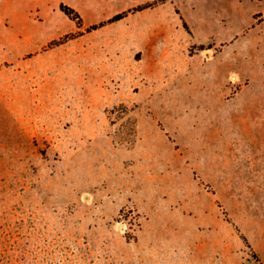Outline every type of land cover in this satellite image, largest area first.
Here are the masks:
<instances>
[{
    "label": "rangeland",
    "instance_id": "1",
    "mask_svg": "<svg viewBox=\"0 0 264 264\" xmlns=\"http://www.w3.org/2000/svg\"><path fill=\"white\" fill-rule=\"evenodd\" d=\"M55 1L0 0V264H264V62L235 0L91 31L155 0H62L81 27Z\"/></svg>",
    "mask_w": 264,
    "mask_h": 264
},
{
    "label": "crops",
    "instance_id": "2",
    "mask_svg": "<svg viewBox=\"0 0 264 264\" xmlns=\"http://www.w3.org/2000/svg\"><path fill=\"white\" fill-rule=\"evenodd\" d=\"M55 2L56 5L58 4L60 5L62 0H56ZM67 2H69V4L76 7L78 10L82 12V14H84L82 6L78 2H71V1H67ZM235 2L240 12L243 13L242 17L244 16L245 22L241 24L239 34L234 38L233 41L234 48L240 55L245 56L246 59L251 57L250 59H257L259 61L264 62V0H235ZM250 3H253V5L249 6L248 4ZM133 4L136 3L134 2L129 6H132ZM172 5H177L175 3V0H164L161 4H159L160 8H163L165 11L168 12L170 11ZM180 10L182 11V8H180ZM165 11L157 18L156 22L158 23L166 22L167 13ZM85 19L87 23L88 22L87 18L85 17ZM95 22L97 21L88 22V24H92ZM246 40L249 41L248 42L249 44L255 45V49H256L255 53L250 52L249 54H247L244 49L240 48V46Z\"/></svg>",
    "mask_w": 264,
    "mask_h": 264
},
{
    "label": "trees",
    "instance_id": "3",
    "mask_svg": "<svg viewBox=\"0 0 264 264\" xmlns=\"http://www.w3.org/2000/svg\"><path fill=\"white\" fill-rule=\"evenodd\" d=\"M163 1L164 0H155L153 2H147L145 4L136 5V6L132 7V8H129L127 10H124L122 12H119V13L115 14L114 16H112L111 18H109L107 20H103V21H100L99 23L91 24L89 26L88 30L91 31V30H94V29H98L99 27H102V26H104V25H106L108 23H111V22H114V21H117L119 19H122V18L126 17L130 12L143 10L145 8L154 6V5H156V4L160 3V2H163ZM60 8L72 20L76 21V23L78 24L79 27L83 26V23H84L83 15L76 7L72 6L71 4L62 2L61 5H60ZM178 12L180 13L179 10H178ZM181 17H182L184 26L187 29H190L188 21L184 18V16L181 15ZM72 36H73L72 34H66L64 37L52 41V43L62 44L64 42H66L67 40H69L70 38H72ZM202 46H204V45H202Z\"/></svg>",
    "mask_w": 264,
    "mask_h": 264
}]
</instances>
